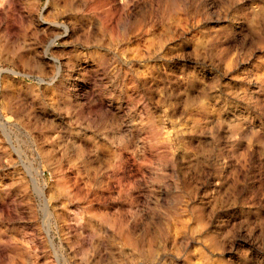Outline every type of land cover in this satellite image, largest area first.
<instances>
[{
    "label": "rangeland",
    "instance_id": "rangeland-1",
    "mask_svg": "<svg viewBox=\"0 0 264 264\" xmlns=\"http://www.w3.org/2000/svg\"><path fill=\"white\" fill-rule=\"evenodd\" d=\"M0 264H264V0H0Z\"/></svg>",
    "mask_w": 264,
    "mask_h": 264
}]
</instances>
